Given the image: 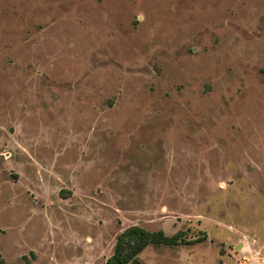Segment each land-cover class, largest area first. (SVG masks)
I'll use <instances>...</instances> for the list:
<instances>
[{
  "label": "rangeland",
  "instance_id": "1",
  "mask_svg": "<svg viewBox=\"0 0 264 264\" xmlns=\"http://www.w3.org/2000/svg\"><path fill=\"white\" fill-rule=\"evenodd\" d=\"M264 264V0H0V254Z\"/></svg>",
  "mask_w": 264,
  "mask_h": 264
},
{
  "label": "trees",
  "instance_id": "2",
  "mask_svg": "<svg viewBox=\"0 0 264 264\" xmlns=\"http://www.w3.org/2000/svg\"><path fill=\"white\" fill-rule=\"evenodd\" d=\"M183 239L182 231L168 235L162 229L152 231L140 225H131L124 229L116 239L113 253L107 264H143L140 254L149 245H178ZM0 264H5L0 254Z\"/></svg>",
  "mask_w": 264,
  "mask_h": 264
}]
</instances>
